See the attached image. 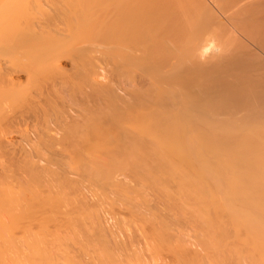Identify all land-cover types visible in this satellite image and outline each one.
Returning a JSON list of instances; mask_svg holds the SVG:
<instances>
[{
  "label": "bare ground",
  "instance_id": "bare-ground-1",
  "mask_svg": "<svg viewBox=\"0 0 264 264\" xmlns=\"http://www.w3.org/2000/svg\"><path fill=\"white\" fill-rule=\"evenodd\" d=\"M160 260L264 264V0H0V264Z\"/></svg>",
  "mask_w": 264,
  "mask_h": 264
},
{
  "label": "rangeland",
  "instance_id": "rangeland-1",
  "mask_svg": "<svg viewBox=\"0 0 264 264\" xmlns=\"http://www.w3.org/2000/svg\"><path fill=\"white\" fill-rule=\"evenodd\" d=\"M15 138H18L17 136H15ZM163 262H164V260H163ZM161 260L159 261V262H157V264L159 263V264H164Z\"/></svg>",
  "mask_w": 264,
  "mask_h": 264
}]
</instances>
